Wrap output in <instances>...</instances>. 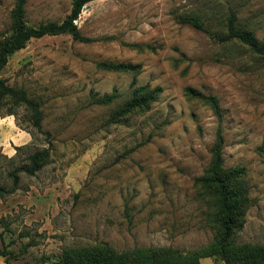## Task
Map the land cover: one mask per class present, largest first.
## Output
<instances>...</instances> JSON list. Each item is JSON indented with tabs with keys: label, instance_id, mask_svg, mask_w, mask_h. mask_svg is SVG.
Instances as JSON below:
<instances>
[{
	"label": "rangeland",
	"instance_id": "374dc122",
	"mask_svg": "<svg viewBox=\"0 0 264 264\" xmlns=\"http://www.w3.org/2000/svg\"><path fill=\"white\" fill-rule=\"evenodd\" d=\"M73 0H27L28 26L61 22ZM15 0H0V43L11 35ZM264 39V0H91L70 34L30 39L2 70L39 100L41 129L24 106L0 105V247L11 264H58L64 250L105 243L116 251L200 249L216 238L215 200L197 181L218 126L225 168L242 169L248 202L234 244L264 245V57L220 44L182 19L220 29L229 12ZM140 64L137 74L97 62ZM159 87L145 110L107 120L132 85ZM191 87L219 100L221 117ZM116 89L114 103H95ZM50 156L34 175L8 173L36 150ZM225 264L219 256L201 264ZM0 264H5L0 256Z\"/></svg>",
	"mask_w": 264,
	"mask_h": 264
},
{
	"label": "trees",
	"instance_id": "16d2710c",
	"mask_svg": "<svg viewBox=\"0 0 264 264\" xmlns=\"http://www.w3.org/2000/svg\"><path fill=\"white\" fill-rule=\"evenodd\" d=\"M27 0H15L11 11L10 37L0 43V105L9 103L12 107L24 106L29 112L31 125L40 130L43 120V112L38 99L28 94L22 87L9 85L1 76L2 70L7 65L9 58L32 38H40L45 35L70 34L76 40L90 41L88 37L81 35L75 20L78 18L83 6L91 0H73L70 13L61 22H45L38 26H28L25 22V4ZM193 27L207 33L220 44L238 43L249 49L253 54L264 57V39H258L246 27L238 25L235 12H229L222 21L220 29H211L199 15L186 16L182 19ZM97 66L111 72H132L137 74L140 64L127 62L99 61ZM161 89L151 88L149 85H132L128 97L114 108L107 120L108 123H116L135 110H145L157 99ZM189 96L202 100L208 104L214 114L220 118L221 109L216 96L205 95L191 87L186 88ZM121 94L114 89L95 99V103L109 105L116 102ZM224 136L218 126L215 141L211 147V159L204 174L197 179L198 184L211 191L216 206L214 213L216 223V238L213 243L196 250L182 252L174 248H149L116 251L105 243L82 248L64 250L58 264H201L202 258L219 256L225 260V264H264V245H235L234 233L240 229L243 208L248 202L247 189L241 176L242 169L223 165L222 149ZM258 150L264 155V141ZM48 148L36 150L27 157V163L16 167L8 173L14 185L18 181V173L24 172L34 175L39 171L49 158ZM7 193L4 186L0 185V198ZM0 256L5 264H11L17 255L6 247H0Z\"/></svg>",
	"mask_w": 264,
	"mask_h": 264
},
{
	"label": "crops",
	"instance_id": "0c3cea01",
	"mask_svg": "<svg viewBox=\"0 0 264 264\" xmlns=\"http://www.w3.org/2000/svg\"><path fill=\"white\" fill-rule=\"evenodd\" d=\"M212 264H216V263H214L211 259L209 260Z\"/></svg>",
	"mask_w": 264,
	"mask_h": 264
}]
</instances>
